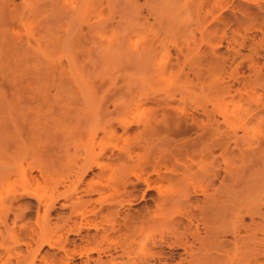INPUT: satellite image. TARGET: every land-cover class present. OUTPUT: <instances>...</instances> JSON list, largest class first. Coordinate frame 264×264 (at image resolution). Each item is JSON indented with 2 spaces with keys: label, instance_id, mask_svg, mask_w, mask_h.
Returning a JSON list of instances; mask_svg holds the SVG:
<instances>
[{
  "label": "rangeland",
  "instance_id": "374dc122",
  "mask_svg": "<svg viewBox=\"0 0 264 264\" xmlns=\"http://www.w3.org/2000/svg\"><path fill=\"white\" fill-rule=\"evenodd\" d=\"M18 1L19 0H14L15 3H17ZM74 1L75 0H69V4H71L69 5V19L62 10V8H64L62 4H60L56 10L50 7L49 5H46L41 8V10H44V11L39 17L40 22L32 24L34 29L40 32L39 33L37 31H33L35 38H38L39 40L38 44L36 45V43L33 42L32 40L30 42L31 46L27 47V49L29 50L28 51L29 52L28 61L30 62H24V63L18 62L17 63L14 61V62L3 63L2 65H0V90L1 88H3L1 86L2 84L6 86L4 88L3 93L7 91L6 90L7 85H6V79L1 76L2 73L4 77L12 73L13 74L12 76H15L19 80L20 79L23 80L26 78L24 81L20 80L22 84L24 82L30 83V81L32 80L31 86L33 89L36 88L35 90L36 94L33 95V98H29V97L26 98L27 103L28 102L29 103L32 102V103L31 105H29V103L27 105L25 104L24 108L26 109V111H24L25 114L22 119L15 117L9 111L5 110L4 107H0V166H1L0 172L4 170L5 168L6 169L10 168V166L12 167L22 166L23 168H25L29 163L34 162V161L38 162L40 165L43 164V165L49 166L50 173H49L48 180L46 181H41V178L37 177L36 171L31 172V176L36 175L35 177H37L39 180V185L33 187L35 189L33 193L41 197L42 202L46 203L48 201L47 196L50 194V190L47 185L49 182H55L58 185L57 189L59 192L65 191V190L68 191L74 187L73 185L74 174L73 173L76 171V164H80L82 161L81 160V156L83 155L82 145L90 144V141H89L90 134L92 133V131H94V128L95 130L96 129L98 130V128L94 127L97 125H94V124L99 123V122L101 123L106 119H111L112 113H114L113 114V119H114L117 117L118 113H120L121 110H123V109H118L115 112H112L110 115H108L105 118L106 113L102 111H104L103 109L105 108V105L107 106V111L112 110V104H111L112 99H115L117 103L120 102L119 104H121L124 101H126L127 103L130 100L136 101V96L138 95L142 97H144L145 95H148L151 97L153 96L155 98L161 97V98L166 99L167 97L165 95V92H167V93H171L172 95L175 94L174 98L176 99V101L174 103H171V106L178 107L179 101L177 100L182 99L183 102L187 104L186 112L193 114L194 117L197 118V120H204V117L200 113V110L199 109L197 111L194 110L198 106V104L202 105L203 103H206L207 109H211V107H217L218 105H223V103L225 102H228V101L230 102L231 98L233 97L234 100L232 99L231 102L233 103L239 102V104L242 102L241 104L243 105V108L244 107L249 108L246 110H250L253 107L248 103L249 102L248 100L250 97H251L250 99L254 97L253 98L254 100L259 99L260 101H264V88L262 87V84H263L262 80L253 75L250 76L251 70L249 69V65L251 62L250 60L247 59V56H250L253 51H256L258 54L256 56V58L258 59V61L256 59L257 65L262 66V64L264 63V0H249L248 2L244 0H217L219 2L220 9L216 8L209 14H205L204 12L209 11L211 9V4L213 0L211 3H209L211 0L209 1L208 0H179V1H175V0L173 1L172 0H146V1L136 0L135 3H134V0H102L101 5H98L97 0H76V2ZM174 4H178V5H174ZM74 8H76L75 13H71L70 9H74ZM60 11L63 13H61ZM174 11L175 13H173ZM168 12L170 14H174V16H171ZM219 14H220V17H219ZM217 15H218L220 22H217V21L215 22L213 20V17H216ZM161 20L164 22L163 26H162L163 22ZM50 21L52 22L50 23ZM221 21H223L224 23H221ZM4 23L5 22L0 18V44L2 43V41L7 42L8 40H10L9 35H10V31H12L11 30L12 25L7 24L9 25L7 26ZM163 27H165V29H163ZM41 29L43 30V32ZM67 29H69V31ZM64 31H67V33H65ZM222 31H225V36L222 41V46L217 48L216 51L218 55L220 56L222 55L223 57H226L227 60L223 67L220 66L223 69L222 71L220 70L221 68L217 64L218 66L217 70L219 72L218 73L216 72V70L215 72H213L214 69L212 70V66L210 65V62H208L209 65H207L206 61L210 59L209 46L220 41V36H221ZM5 32L9 35H7ZM14 32H17V35L19 36H23L22 30L19 29L18 26L14 28ZM142 33H144V35ZM141 34L144 37H142ZM65 35H68L69 37H66ZM58 36H61V37L57 38ZM12 38L13 36L11 37V39ZM92 38H95L96 40L94 39L93 41ZM150 38H156L158 41H160V43L164 42L163 44L168 48V53L170 56L169 59L170 61L172 60L171 61L172 68H170V71L164 76V78L162 80L151 82V83H149L150 82V79H149L150 72H148V75L143 74L146 77H144L141 73L144 70L143 68L145 64L147 65L149 61H152L149 63V65H147L148 69L152 68L154 65L156 66L163 65L164 63H166L163 58H165V60L167 61L166 59L167 57L166 55H164L163 51L161 50L160 45H158L157 43L158 41L155 42L157 43L156 45L154 44L155 46L154 50L152 48L153 51L151 53L145 54L144 56L143 55L138 56L134 54L135 44L133 45L134 41L140 42L141 40L143 41L144 39L150 40ZM3 39H5V41ZM90 40L92 42H90ZM41 41L43 42L40 43ZM241 41H243V46L238 47L237 44L240 43ZM170 46H174V48L175 46L182 48L183 52L185 49V53L186 51H188V56L185 58V60L183 57L180 56L179 58L182 61L179 59V61L181 62H179L178 64H174L175 63L174 59L177 54V51L174 50L173 47L170 48ZM237 51H239V54H236ZM200 52L203 54H201ZM153 54L155 56H153ZM203 55H204V58H203ZM148 56H149V61H148ZM195 56L199 58H196ZM48 59L49 61H51L50 62L51 64L49 63ZM36 60H38L39 63ZM185 62L186 63L188 62V64H186ZM190 63H192V66L190 65ZM238 63L240 65L238 66V69H237V71L239 72V75L237 77H239V79L242 77L247 78L248 81L246 83L247 85L246 88L242 87V85L239 82L233 81L232 79H229L227 77L230 71L229 69H232ZM39 64L40 65L42 64L43 66L41 67ZM50 65L52 66V68ZM9 66H11L12 68ZM147 67L145 66V71H144L145 73L147 72V69H146ZM177 67H179V70L181 69L180 74L179 72H177L179 71ZM40 68L41 69L43 68V70H41ZM46 69L48 72H46ZM197 70L201 72L199 76V80L192 78L193 76L191 75L193 71H197ZM224 70H226L227 72ZM25 71L27 72L25 73ZM43 71H45L46 73L43 74L42 73ZM148 71H150V69ZM182 71L185 73H182ZM37 72H39L40 74ZM225 72L226 74H224ZM262 73H264V69L262 70ZM185 74H187L188 77H186ZM221 75H223L225 78L222 77ZM249 76L250 78L248 79ZM29 78H31V80L27 81V79ZM47 78L49 79V81ZM145 78H146V81H149V82L143 81L145 80ZM242 80L243 79H241V81ZM7 81H9V79ZM144 82L147 85L149 84L148 86L150 90L148 88H145L147 85ZM51 85H61L63 87H58L57 89V88H51L50 87ZM76 85L80 87V91ZM102 85L104 89L103 87H101ZM139 85L143 86L144 91L140 89L138 90L137 87H139ZM41 86L43 87V89L41 88ZM224 86L227 88L229 87V89H227L229 90L228 94H225V91L223 88ZM64 87H66V89H64ZM90 87H95L94 89L95 92L92 94H88L89 93L88 90ZM73 88H75L76 90ZM106 89H108L110 92L109 91L106 92ZM234 89L235 90L239 89L240 92H237ZM3 93L1 92V94ZM39 93H41L40 94L41 98L38 99L39 101L38 102L37 98H39ZM82 94L85 97L86 101L84 100L83 96L81 97ZM30 95L32 94L30 93ZM47 95H49V97ZM116 95L118 96L114 98L113 96H116ZM180 95H183L182 96L183 98ZM34 97L36 98L35 102L38 105H40V107H38L36 104L33 103ZM28 99H31V100L28 101ZM46 99L47 101L49 99V101L47 102ZM21 100H23V98ZM106 100H109V101H106ZM24 103L21 104V107H23ZM86 105H88L89 107ZM154 106H155L154 104L148 103V104H145V106L144 105L142 106V110H149ZM31 107H37L36 108L37 109V123H36L37 125H35V128H37L36 132L38 133H37L36 140L33 142V141H29L25 139L23 141L24 144L21 147V153L12 154L9 152H5L4 154L3 149L7 145V142L4 140L5 135L3 134L4 126L12 127V125L15 123L14 121L19 119V121L18 120L16 121V124L21 125L24 128L23 131H25L26 123H27V127L28 125H30V120L28 117H30V119L33 117L30 114L31 112L28 110ZM229 108L230 109L232 108L231 105H229ZM95 109H99V113L95 114L91 112V111H94ZM51 112L52 113L55 112V113L52 115H47L49 113L51 114ZM261 114L263 115L264 112H261ZM26 115L28 116L26 117ZM84 115H85L84 119H86L85 121L82 120ZM27 118L29 120V124H28V121L26 120ZM95 118L97 119L96 123H94ZM215 118L218 120H221L220 116L215 115ZM6 120L8 122H6ZM81 120L82 122H84V126L81 125ZM45 126H47L46 131L48 130L46 134L43 131L45 130ZM221 127L223 128L222 125ZM27 129L28 128H26V131H28ZM257 129L258 128L255 123L249 124L248 126L247 137L248 138L250 137L249 139H252L253 141V143L251 144V149L253 148L252 150L249 147L250 145L249 146L247 145L248 144L247 142L246 144L245 142L243 143V141H245L244 140L245 136L243 132L238 130V132L236 133L237 137L240 136L239 138L243 140L242 143L244 145L242 146V143L240 144V147L243 148V149L241 148L239 149L240 152L238 151V149L233 148V152L229 154V157H227V160L225 159L227 162H229L227 164H229V167H230L229 171L231 172L228 175L226 174L224 175L223 170H222L224 166L223 164L225 163V161H223L219 157V153L221 152L220 149H215V151H213V154H214L213 156L215 157L217 156L216 159L217 158L220 159V160L217 159L218 161H216L215 163L211 161L213 159L211 155L206 156L205 158L204 157L202 158L200 155H197V154L196 155L198 156V158L197 156L195 157L193 156L191 161L189 160L187 161L184 159L181 162L183 164H187L188 162L193 163V165L190 163L187 164L188 166L189 165L192 166V167L189 166L187 170H185L184 168L182 169H184L185 171H188L193 176H195V178L193 177V179L196 183L200 181L199 178H201L202 180L204 179V181L201 180L200 182H206L208 181V178H210V181L212 183H210L208 188H206L207 196L208 195L211 196L213 194L216 195L215 201L216 200L217 201L215 205L214 204L213 205L218 206L217 204H219V206L225 207V208H221L222 211L227 209L226 210L227 211L226 220L231 219V222L234 221L235 216H233V213H236L237 212L236 210H240L239 211L240 215L238 212L237 216L239 217L243 216L242 217L243 224L245 225L251 224V227L254 228L259 223L260 225L258 226L260 227L263 226V227L260 228L257 226V228H260L261 230V229H264V206H262L264 205V201H263L264 198H260V200H255L254 198L257 199L256 196L263 197V194L262 195L260 194L261 187H257V185L260 186L259 181L261 180L260 177H261L262 171L264 170V169L263 170L261 169L262 167L264 168V153L263 152L261 153V151L264 150V145H261L260 147H258L256 141H254L255 138H253V135L255 134L257 135L256 133ZM117 133L120 135L121 130L117 129ZM261 133L262 135L260 134L259 136L264 135V130L261 131ZM182 135L184 136L185 133L183 134L180 133L177 135L178 140L176 138L177 136L175 137L176 143L175 142L172 143V144L175 143V147L173 148L170 147L171 148L170 149L169 148L170 144H169L167 145L168 147L164 146V150L166 149L175 150V148L178 149V145L183 144L188 139H191V137L193 138L194 135L196 136L195 133H186L185 137H183ZM125 137L126 135H122L121 140ZM31 142H33L32 143L33 146ZM49 142H51L52 144ZM92 143H99L98 148L96 147L97 149H100V148L103 149L104 147L106 151V155L108 154L110 155V152L117 153L116 151L117 147L120 148L122 146L120 139L119 141L118 139H108L107 140V138L105 137L103 138L102 134L99 131L97 133V136L95 137V140ZM172 144L171 146H173ZM114 145L115 147L113 148ZM241 150H242V153H241ZM74 151H76L77 155L75 154L73 156L74 160L72 161L71 156L74 154ZM142 152L143 150L136 149L134 154L141 155ZM243 153L244 155L242 157ZM180 156L181 155L178 156V159L182 158ZM207 158H210L211 160ZM209 161L211 163L210 166L208 165ZM4 162L7 163V166H3ZM123 162L124 160L122 161V163ZM113 163H114L113 165L112 164L109 165V170L108 172H106L107 173L106 175L108 176L109 175L113 176L114 173H117L116 169H119L117 168L118 165L122 164L121 162H113ZM198 163L199 164L203 163L205 165V168L208 167L209 169H211L210 167H212L213 170L217 169V171L220 167L222 168L219 169V174L217 173L216 177L213 178L211 172H209L210 173L209 175V173H204L201 169H199L201 166H203V164L199 166ZM217 163L219 166L215 167ZM167 166L169 167V164ZM195 166L197 167L195 168ZM193 168L194 170L196 169L195 170L196 172L198 169L199 172H197L196 174ZM182 169L180 168V171H178L179 169H177L178 172L177 171L175 172L177 174L181 172L178 176L179 179L184 178L183 176H186L187 174L189 175V173L187 172H185L184 174L182 172L184 170ZM110 170H113V171L109 172ZM159 171H160V174L162 172L164 174L166 173L167 176L169 174L165 172L163 168H160ZM98 172L100 171H98L97 169H93L88 175H86L83 178V181H82L83 183L81 185L78 184V190L75 192L76 194L75 193L72 194V196L68 199H58L57 202L54 203L53 208L49 211L50 219L47 218V221L49 219L47 223L49 224L51 228L53 226L62 224L64 222V219L67 220L68 216L70 220H68L67 223L72 225V222L78 221L80 216L70 215V212H71L70 207L72 204L71 202H75L77 200V197H79L80 201L85 203V208L83 211V212L86 211L85 219L95 220V222L93 220L92 221L95 223V225H97V231L95 229H88V230L83 229V231H81V235H84L86 233L91 236L93 234V236H95L94 241L85 243L78 238L79 236L69 235L68 239L70 240L69 241L70 243H67L65 245V249H68L69 252L74 248L76 251H78V250H81V249L83 250L89 247H95L96 249L99 250V253H98L99 255L96 253L89 254L90 259L100 258V260L104 261L105 264H126L127 262L129 263L130 259H133L134 257L137 259H139V257L146 258L145 257L146 254L144 256L142 254L143 251H145L146 253L148 252L147 258L150 263L157 264L158 263L157 261H161V262L165 261L166 264H182V263L185 264L186 262L182 261V259L183 258L187 259L188 258L187 254H185L184 250L181 247H177L178 243L176 242L177 240L179 242V238L181 239V235H182L181 242H185L186 240V244L189 245L187 248V251L190 250V251L195 252L196 253L195 256L199 260H200V257H202L203 259L201 258L202 259L201 261H205L202 263L212 264L213 262V264H216L213 261L215 257L217 258L218 256L219 258V256L221 255L222 256L220 258L225 257L226 254L225 252H223L224 254L223 256V254L221 253L222 252L221 248L213 247L212 249H210L211 252H208V255L210 254V256L213 258L210 260L211 257L209 258V256H205L206 258H209V261H208L206 258H204V256H200L202 255V253L200 254V252H197L199 251L198 249L199 245L197 241H195L189 235V233L185 234V237L181 233L185 231L184 226H186L188 222L187 221L185 222V219L180 214L181 213L184 214V213H187L188 211H191L192 213H194V216L196 217V219H199V215H197L199 212L197 211V209L192 208V206L193 204L198 205V206H200V204L202 205L204 197L202 195L201 196L200 195H195V196L190 195V199H191L190 201L192 202V204L190 202L191 205H188V207L187 206L181 207L180 203L181 201H183V196L177 197L175 194V191L177 190L178 192L179 190L183 189V186L178 184L176 179H172L171 182L170 181L168 182V180L167 181L163 180L162 183H158V182L151 183L152 185L156 186L158 190L162 193L161 196H165L166 198H168V195L171 197V195L174 194L177 198L175 197L174 203L167 202V205H165L162 208V211H158V213L156 214V219H158L160 223H157L156 225L153 223V221H149V223L148 222L144 223V225L140 224V225L146 226V228L142 226V228L145 229V234L143 235L137 234L139 233L138 231L140 230V229H137L138 231L136 230L133 240L128 243L129 245L131 244L129 254L128 255L122 254L120 246L126 245V244L122 245L124 244L123 242H125V239L124 238L122 239V237H125V236L118 237V235L126 231L124 224L126 225L127 221L125 222V220L122 221L121 219L123 218L124 215H127V217L129 218L130 216H132L131 218H133L137 216L136 214L139 211L141 214L143 212L142 215L150 218V215L153 216L154 211L156 210L155 201L158 200L160 195L156 193L155 190L144 191V197L143 199H141L140 196L143 190H145L144 188L145 185L140 182L136 183L135 184L136 186L133 190V196L134 197L136 196L137 198L136 203L134 202L132 205L123 203V207H122L123 209L121 207L117 208V206L112 205L113 207L111 206V209L113 210L119 209V215L118 217L111 219L110 222L107 224L105 221V218L101 217L100 215H106L104 214V211H105L104 209L107 208L108 206L106 204L104 205L101 204L102 214L99 215L98 208L100 206V203L99 201H97L98 195L94 192H90V190L87 192V190L85 189L86 182L87 181L89 182L90 180L95 181L97 178L94 175L97 174ZM231 174L234 175V177L232 176L230 177ZM198 175L199 176L201 175V176L199 177ZM151 177L154 179L156 178L154 174ZM231 179H232V182H231ZM128 181L135 182L134 178L131 176L128 177ZM252 181L253 183L254 182H257V183L252 184L251 183ZM96 186L94 188L92 187L91 190L100 189L99 188L100 186H98V188ZM8 188L9 187L0 188V199L7 198V196L10 193L11 194L13 193L12 191H10V188L9 189ZM120 188L121 187L118 188L119 190L117 189L118 190L117 192H124L123 191L124 189L123 188L120 189ZM131 188L132 186H127L125 191L127 192ZM255 188H257V190ZM258 188L260 190H258ZM13 189L20 190L17 182L14 183ZM254 190H256L257 192H255ZM250 192H253V193H250ZM182 193H179V194H182ZM256 193L258 195L254 197V194ZM112 195L114 198L117 197V195L114 194L112 190H106L102 194V200H105ZM248 195L250 197H254L253 198L254 200L252 198L251 199L255 201L256 203H254L250 198H248L249 197ZM84 200H87V201L90 200V201L87 202ZM245 200H247L249 203L248 202L245 203L244 202ZM250 200L252 201L251 203H250ZM26 204L32 205L31 210L26 212L22 209H18L20 208V206H23V205L25 206ZM61 204L62 206H60ZM237 204L240 206L245 205L244 206L245 208H243V206L240 207ZM249 205H250V208H249ZM246 206L247 208L250 209V210L247 209V213L246 211H244L246 210ZM92 209L95 211V215L91 214V211H93ZM215 209L216 207H214V210ZM221 209H217L215 211H218V210L221 211ZM230 209H233L236 212H232L233 210L231 211ZM248 210L251 211V213H249ZM242 211L245 213L244 215ZM22 212H24V215L21 217H17L15 219V216H19ZM41 213H42V208L36 209V201L33 199H27V198L21 197L17 201L13 202L12 211L11 212L9 211L8 217L6 219L7 230H4V228L0 226L1 234L3 237L5 236L3 238L4 241H2L1 243L2 246H0V264H52L50 260H47L45 262V259H48L50 257L59 259L60 256L61 257L63 256L62 251L58 250L57 248L55 249L49 248L46 245L41 246L40 248H38V251H37V249H35V245L33 242L30 243V246L28 247H26L25 245H19L17 246L18 247L17 248L15 246L13 242L14 239L12 240L11 234L12 235L17 234V233L19 235H22V233L24 234V231L22 229V226L24 224H27L29 227L36 229L37 228L36 224H41V220L40 218L37 217V214H39L38 216H40ZM140 213H138V216L141 215ZM230 213H232V215ZM252 215H253L252 217L253 219H251L250 217ZM36 219H38V221ZM168 219L174 220L172 224L171 223L168 224ZM126 220L129 221V219L127 218ZM251 221L254 223V225L256 223L257 224L255 226L254 225L252 226ZM113 222H115L116 227L118 228L121 227L120 232L117 231L112 234V232L108 230L110 229L109 228L110 224H112ZM196 223L197 222H193L190 225L191 226L189 230L190 232L194 231L193 225H195ZM199 223L201 222L198 221V227H197V229L199 230L198 231L200 235L199 237L203 238L202 236L203 235L205 236V234H207L206 228L204 229L203 225L202 224L200 225ZM118 225L119 226L121 225V226L119 227ZM137 225L139 226V223H136V227H138ZM11 227L14 230V232L11 234H7V231L11 230ZM101 227L106 229L107 234H110V241H111L110 243L109 241L107 243L106 241L99 240L100 238L99 236L101 234H102L101 236L104 235V232H102L103 230L101 229ZM171 231H174V234H171L170 233ZM258 232L259 231L256 232L257 233L255 235L256 238L260 239L261 236L262 238H264V236L262 235V232H259V233ZM173 235H177L176 238H174L175 236ZM239 235L243 236L246 234L244 231H240ZM126 237L128 240L132 238V236H126ZM207 237L208 236H205V238ZM231 237H233L231 234H228V235L218 234L216 236V240L219 242L220 240H222L221 242H223V245L226 246L223 248L224 251L231 248V245H230L231 244L230 241H232ZM160 238L161 240H159V244H157L158 242H156V245H153L154 244L153 242L158 241L157 239H160ZM72 240H74L75 242H73ZM211 240H213V237L210 236L207 239V241H211ZM115 241L118 243L115 244ZM78 245H80V247ZM13 247H14V251H12ZM148 247L149 249L147 250ZM112 248L114 249L112 250ZM7 249H9L8 251L10 252H7L6 251ZM214 249H217V250L214 251ZM15 252H17L16 255H15ZM171 254H172V258H171ZM150 255H153L152 259L148 257ZM157 255H159L158 258H157ZM161 256L162 258L159 259V257ZM85 259H86L85 256L81 258L75 256L72 259H69L68 264H84L83 261H85ZM262 261L263 260L259 259L257 263H252V264H261ZM89 263L92 264L91 261Z\"/></svg>",
  "mask_w": 264,
  "mask_h": 264
},
{
  "label": "bare ground",
  "instance_id": "6f19581e",
  "mask_svg": "<svg viewBox=\"0 0 264 264\" xmlns=\"http://www.w3.org/2000/svg\"><path fill=\"white\" fill-rule=\"evenodd\" d=\"M175 1H179V0H175ZM175 1H174V3H175ZM244 1L248 2L249 0H244ZM74 2H76V0ZM97 2H98V5L102 4V0H97ZM135 2H136V0H134V3ZM211 2H212V0L209 3H211ZM60 4H62L64 6V8H62V10L67 15V17L69 19V5H71V4H69V0H19L17 3H15L14 0H0V18L5 22L4 23L5 25H7V24H9V25L11 24L12 25V27H11L12 31H10V35L5 32L7 35L10 36V40H8L7 42H3L2 41V43L0 44V56H1L0 65H2L3 63L14 62V61L17 62V63L18 62H23V63L24 62H30V61H28V54H29L28 51L29 50L27 49V47L31 46L30 42L32 40H33V42L36 43V45L38 44V41H39L38 38H35L34 33H33V31H37V32H39V31L35 30L34 27L32 26V24L40 22L39 17L41 16L42 12L44 11V10H41L42 7H44L46 5H49L50 7H52L53 9L56 10ZM174 5H178V4H174ZM216 8L220 9L219 8V2L217 0H213V2L211 4V9L209 11H205L204 13L205 14H209ZM138 10H139V8H138ZM70 11H71V13H75L76 8L70 9ZM63 12H61V13H63ZM173 13H175V11ZM65 14H63V15H65ZM164 14H166V13H164ZM170 15L174 16V14H170ZM175 17H176V15H175ZM219 17H220V14H219ZM49 20H48V22H49ZM164 20H165V18H164ZM213 20L215 22L216 21L220 22L219 18H218V15L216 17H213ZM48 22H47V24H48ZM51 22L52 21H50V23ZM168 23H170V22H168ZM168 23H166V24H168ZM221 23H224V22L221 21ZM9 25H7V26H9ZM163 25H164V22H163L162 26ZM225 25H226V23H225ZM17 26H18L19 29L22 30L23 36H19V35H17V32H14V28H16ZM166 27H168V26H166ZM163 29H165V27H163ZM67 30L69 31V29H67ZM11 32H12V34H11ZM42 32H43V30H42ZM64 32L67 33V31H64ZM142 34L144 35V33H142ZM142 34H141V36L144 37ZM11 35L13 36L12 39H11V37H12ZM68 35H65V36L69 37ZM224 36H225V31H222L221 32V36H220V41L215 43V44H213V45H211V46H209L210 52L209 51L208 52L210 53L209 54L210 59H208V61H206V60L205 61L207 62V65H209L208 62H210V65L212 66V70L214 69L213 72H215V70H216V72H218V70H217L218 66L219 67L220 66L223 67L225 65L226 60H227L226 57H223L222 55L221 56L218 55V53L216 51L217 48L222 46V41L224 39ZM59 37H61V36H58L57 38H59ZM94 39L95 38H92L93 41H94ZM3 40L5 41V39H3ZM141 41L140 42L134 41V43L132 42L133 45L135 44V46H134V54H136L138 56L139 55L140 56H142V55L144 56L147 53H151L154 50V47H155L154 44L156 45L158 43V45H160V48L163 51L164 55H166V57H167L166 58L167 61L165 60V58H163L166 63H164L163 65H157V66L154 65L152 68H149L150 71H148L149 69H148L147 65H149L150 62H152V61H149V56H148V61L149 62H148L147 65L145 64V66L147 67L146 68L147 72L146 73L144 72L145 71V66H144V68H143L144 70L141 73H142V75L143 74L144 75H148V72H150V74H149L150 82L146 81V78L143 81L151 83V82H156V81L162 80L164 78V76L170 71V68H172V63H171L172 60L170 61V59H169L170 56H169V53H168V48L163 44L164 42L160 43V41H158L156 38H150V40H145L144 39L142 42ZM42 42L43 41H41L40 43H42ZM90 42H92V41L90 40ZM155 42H157V43H155ZM67 43H69V42H67ZM237 46L238 47L243 46V41L238 43ZM171 47L174 48V46H170V48ZM152 48H153V50H152ZM95 49H96V47H95ZM174 50L177 51V54H176L175 59H174L175 60L174 64H178L179 62L182 61L179 58L180 56L183 57L184 60L188 56V51H186V53H185V49H184V52H183L182 48H179V47L175 46ZM201 54H203V53H201ZM236 54H239V51H237ZM131 55H132V53H131ZM204 55H203V58H204ZM206 55H207V53H206ZM257 55H258L257 52L253 51L250 56H247V59L250 60V62H251L250 65H249V69L251 70L250 71V73H251L250 76L253 75V76L261 79L262 83H263L262 87L264 88V73H262V70L264 69V63L262 64V66L257 65V61H258V59L256 58ZM153 56H155V55L153 54ZM195 57L199 58L200 55H199V57H197V56H195ZM201 57H202V55H201ZM207 57H208V55H207ZM205 58H206V56H205ZM179 59L181 61H179ZM256 59H257V61H256ZM38 60H40V59H38ZM38 60H36V61H38ZM192 60H193V58H192ZM48 61H49V59H48ZM50 62L51 61H49V63ZM38 63H39V61H38ZM186 64H188V62ZM217 64H218V66H217ZM9 65H10V63H9ZM190 65L192 66V63H190ZM239 65L240 64L238 63L232 69H229L230 71L228 70L229 73H228L227 77L229 79H232L233 81L239 82L242 85V87L246 88V86H247L246 83L248 81L247 78L242 77V78L239 79V77H237L239 75V72L237 71ZM40 66L42 67L43 65L41 64ZM213 66H214V68H213ZM9 67H11V66H9ZM37 67H36V69H37ZM179 67H181V66H179ZM179 67H177L178 70H179ZM222 67H220L221 69L219 68L221 71L223 70ZM11 68H9V69H11ZM51 68H52V66H51ZM193 68H194V66H193ZM47 69H48V67H47ZM47 69H46V72H48ZM195 69H197V68H195ZM41 70H43V68ZM180 70L177 71V69H176V71L179 72V74L181 72ZM183 71H182V73H185ZM224 71H226V70H224ZM26 72L27 71H25V73ZM46 72L43 71L42 73L44 74ZM186 72H187V70H186ZM189 72H190V70H189ZM226 72L224 74H226ZM37 73H39V72H37ZM200 73L201 72L199 70L193 71L191 73V75L193 76L192 78H195L196 80H199ZM12 75H13L12 73L6 75L5 77H4L3 73L1 75L3 78L6 79V85H7L6 90L7 91L5 93H3L4 92V88L6 86L4 84H2L1 86L3 88H1V90H0V107H4L5 110L9 111L15 117H17L19 119L20 118L22 119L24 117V114H25L24 111H26L24 106H25V104L27 105L29 103V102L27 103L26 98L27 97L33 98V95L36 94V92H35L36 88H34V89L32 88V86H31L32 85L31 78L27 79V81L31 80L30 83H28V82L25 83L24 82L25 84L24 83L22 84L20 82V80L24 81L26 78L23 79V80L22 79L19 80L15 76H12ZM27 76H28V74H27ZM185 76L188 77L187 74H185ZM221 76L224 77L223 75H221ZM250 76L248 77V79L250 78ZM144 77H146V76H144ZM174 77H175V75H174ZM8 79H9V81H7ZM241 79H243V80L241 81ZM39 81H41V80H39ZM48 81H49V79H48ZM232 83H231V85H232ZM147 86L145 88H148L150 90L149 86L148 87ZM182 86H183V84H182ZM228 86H229V84H228ZM50 87L58 89V87H63V86H61V85H51ZM101 87H103V85ZM41 88L43 89L42 86H41ZM77 88H79V91H80V87L77 86ZM137 88H138V90L140 89V90L144 91V88H143L142 85H139V87H137ZM223 88H224L225 94H228L229 90H227V89H229V87L227 88V87L224 86ZM64 89H66V87H64ZM73 89H75V88H73ZM94 89H95V87H90L89 90H88L89 91L88 94L94 93L95 92ZM103 89H104V87H103ZM109 90H110V88H109ZM109 90L106 89V92H108ZM235 91L240 92L239 89H237ZM1 92L3 94H1ZM30 93L32 95H30ZM40 94L41 93H39V98H37V101H38V99L41 98ZM74 94H76V93H74ZM78 94H79V92H78ZM237 94H239V93H237ZM118 95L113 96V97L115 98ZM165 95L167 97L166 99L165 98H161V97L160 98H155L153 96L151 97V96H148V95H145L144 97L138 95V96H136V101L130 100V101H128V103L126 101H124L121 104H119L120 102L117 103V101L115 99H112V101H111L112 110L111 111H107V106L104 104L105 108L103 107L104 111H102V112L106 113L105 118L108 115H110L112 112H115L118 109H123V110H121V112L118 113L117 117L114 118V119H113V114L114 113L111 114V116H112L111 119H106V120H104L101 123L100 122L96 123L97 119L96 118L94 119V123H96L94 125H97V126H94V127L98 128V130L97 129L95 130V128H94V131H92V133L90 134V136H89L90 144L82 145V149H83V155L81 156V160L82 161H81L80 164H76V171L73 173L74 174V179H73L74 187L71 190H68V191L65 190V191L59 192L58 189H57L58 185L55 182H49L47 186H48V188L50 190V194L47 196L48 201L46 203L42 202L41 197H39V196H37V195H35L33 193L34 190H35L33 187L39 185L38 178H41V181L48 180L49 173H50L49 166L43 165V164L40 165L38 162L34 161V162L29 163L25 168H23L22 166H20V167H16V166L12 167V166H10V168H7V169L5 168L4 170H2L0 172V188L9 187L10 191L13 192L12 194L10 193L7 196V198L0 199V226H2L4 228V230H7L6 219L8 217L9 211L10 212L12 211V204H13L14 201H17L21 197L22 198L24 197V198H27V199H33V200L36 201V209L42 208V213L40 214V216H38L39 214H37V217L40 218V220H41V224H36V226H37L36 229H34L32 227H29L27 224H24L22 226L24 234L22 233V235H19L18 233L12 235L11 233L14 232L12 227H11V230L7 231V234H11L12 240L14 239L13 242H14L16 247L19 246V245H25L26 247H28V246H30V243L33 242L34 245H35V249H37V251H38V248H40L43 245H46L49 248H54V249L57 248L58 250L63 252V256L62 257L61 256H60V258L58 257L59 259L54 258V257H50L48 259H45V262L47 260H50V262L52 264H68L69 259H72L75 256H77L79 258L85 256L86 259H85V261H83L84 264H90L89 263L90 261L92 262V264H105V262L101 261L100 258H91L90 259V257H89L90 255L89 254H92V253L93 254L94 253L98 254L99 253V250L96 249L95 247H89V248H86V249H83V250L81 249V250H78V251H76L75 248H74L70 252H69L68 249H65V245L67 243H70L69 242L70 240L68 239L69 235L79 236L78 238L81 241L85 242V243H89L91 241H94V239H95L94 238L95 236H93V234L91 236L89 234H86V233H85L86 235L85 234L81 235V231H83V229H86V230L95 229L97 231V225H95V223H94L95 220L92 219L94 221L93 222L92 220L85 219V216H86L85 212L86 211L83 212L84 208H85V203L80 201L79 197H77V200L75 202H71L72 204H71V207H70L71 208L70 215H73V216L74 215L75 216L79 215L80 216L78 221H74V222H72V225H70L69 223H67L68 220H70V218L68 216L67 220L64 219V222L62 224L57 225V226H53L52 228L47 223L49 221V219H50L49 218V211L53 208L54 203L57 202L58 199H68V198H70L72 196V194H74L78 190V184L81 185L83 183L82 182L83 178L86 175H88L93 169H97L98 171H100V172H98L97 174L94 175V176H96L97 179L95 181H92V180H90L89 182L87 181L86 184H85V186H86L85 189L87 190V192L90 190V192H94V193H96L98 195L97 201H99V203H100V206L98 208L99 215L102 214V205L101 204H103V205L106 204L108 206L107 208L104 209L105 210L104 214H106V215H100L101 217L105 218V221H106L107 224L110 222L111 219L116 218L119 215V209H114V210L111 209L112 205L117 206V208L118 207L122 208L123 207V203H126L128 205H132L134 202L136 203V199L137 198H136V196L135 197L133 196V190H134V188L136 186L135 185L136 183L140 182V183L145 185V187H144L145 190H143V192L141 191L142 192V194L140 196L141 199H143V197H144V191L155 190L156 193H158L160 195L158 200L155 201V199H154L155 204H156V210L154 211L153 216L150 215V218L147 217V216L142 215L143 212L141 214L140 211L137 212V214H136L137 216H135L133 218H131L132 216H130V218H129V217H127V215H124L122 219L119 218L122 221L123 220H125V222L127 221L126 225L124 224L126 231H124L123 233H120L118 235V237L119 236H121V237L125 236V237H122V239L123 238L125 239V242H123L124 244H122V243L121 244L122 245L126 244V245L125 246H120L122 254H124V255H128L129 254L130 245L131 244L129 245L128 243L133 240V237L135 236V233H136L137 229H140L139 231L137 230L139 232L137 234H140V235L141 234L142 235L145 234V229L142 228L144 223H147V222L149 223V221H153V223L156 224V225H157V223H160L159 220L156 219V214L158 213V211H162V208L165 205H167V202L174 203V199H175L176 196L177 197L183 196V201H181L180 206L181 207L182 206L183 207L184 206L188 207V205L192 204V202L190 201L191 200L190 199V195H194V196L195 195H200V196L202 195L204 197L202 205L199 203L200 206L195 205V204H193V206H192V208L197 209V211L199 212L197 214V215H199V219H196V217L194 216V213H192L191 211H188L187 213H184V214L183 213L180 214L185 219V222L186 221L188 222L186 226H184V224H183L184 229H185V231H183V232H185V233H183V232H181V233L184 235V237H185V234L189 233V235L195 241H197V243L199 245V248H198L199 251H197V252H200V254L202 253V255H200V256H204V258H206L205 256H209V258H210L211 257L210 254L208 255V252H211L210 249H212L213 247L214 248L219 247L222 250L221 253L223 254V252H225L226 255H225L224 258H220L222 255L219 256V258H218V256H217V258L215 257V259H213V261L216 264H218V263L219 264H252V263H257V261L259 259L263 260L261 264H264V238H262V236H261V238L258 239L255 236L257 234L256 233L257 231L262 232V235L264 236V229L260 230V228L263 227V226H261V227L258 226V225H260L258 223L257 226L260 227V228H257V226L252 228L251 224H248V225L243 224V220H242L243 216H241V217L237 216V214H238V212L240 210H236V208H235V210L237 212L234 211L233 209H230L231 211L233 210L232 212H236V213H233V216H235L234 217V221L231 222V219L226 220V218H227V211L226 210L227 209L222 211L221 208H225V207L219 206V204H217L219 207L218 206H214L216 201H217V200L215 201L216 195L213 194L211 196H209V195L207 196L206 188H208L210 183H212L210 181V178H208V181H206V182H200L202 179L199 178L200 181L198 183H196L194 181V179H193V177L195 178V176H193L188 171H185L190 166V165L189 166L187 165L190 162H188L187 164H183L181 162L184 159L187 160V161L188 160L191 161L193 156L195 157L197 155H200L202 158L203 157L205 158L206 156H210L211 155V157L213 159L212 160L210 158H207V159H209V160H211V161H213L215 163L216 161H218L217 159H219V158L216 159L217 156L216 157L213 156L214 155L213 151H215V149H220L221 152L219 153V157L223 161H225V163L223 164L224 165L223 168L222 167H220V168H222L224 175L225 174L228 175L229 173H231L229 171V168H230L229 164H227L229 162H227L226 160H227V157H229V154H231V152H233V148L238 149V151L241 148L240 144L242 143L243 140L239 138L240 136L237 137L236 133L238 132V130L242 131L244 136H245V138H244L245 141H243V143L245 142V144H246V142H247L248 143L247 145L248 146L250 145L249 147L251 149V144L253 143V141H252V139H249L250 137L249 138L247 137V135H248L247 134L248 133V126H249V124H254L255 123L258 129L256 130L257 135L256 134L253 135V138H255L254 141H256L258 147H260L261 145H264V135L263 136H259L260 134L262 135L261 131L264 130V114L263 115L261 114V112H264V101H260L259 99L258 100L257 99L254 100L253 99L254 97L252 98L253 99L252 100V99H250L251 98L250 97L249 100H248L249 102L247 101L251 106H253L252 108L250 107L251 108L250 110H246V109H249V108H245V107L243 108V105L241 104L242 103L241 101H240L241 102L240 104H239V102L238 103L231 102V100L233 99L232 96H231L232 98H231L230 102L229 101L225 102V103H223V105H218L217 107H211V109H207V104L206 103H203L202 105L198 104V106L194 110L197 111L199 109L200 113L204 117V120H197V118H195L193 114L186 112L187 104L184 103L182 99L177 100V101H179L178 102L179 103L178 107H173V106H171V103H174L176 101V99L174 98L175 94L172 95L171 93L165 92ZM47 96L49 97V95H47ZM82 96H83V94L81 95V97ZM180 96L182 97L183 95H180ZM22 98H23V100H21ZM35 99L36 98L34 97V102L33 103L36 104L38 107H40V105H38L35 102ZM25 100H26V102H25ZM30 100L31 99H28V101H30ZM51 100H50V102H51ZM84 100H85V97H84ZM46 101H47V99H46ZM48 101H49V99H48ZM106 101H109V100H106ZM23 103H24V105H23V107H21V104H23ZM31 103H29V105H31ZM148 103H152L155 106L152 107L149 110H142V106L143 105L145 106V104H148ZM229 105H231L232 111L229 108ZM86 106H88V105H86ZM36 108L37 107H31V108L28 109L31 112L30 113L31 116H33V117L31 119H30V117H28L29 120H30V125H28V127H27V123H26V127L24 125L25 131H23L24 128L21 125L16 124V121L17 120L19 121V119L14 121L15 123L12 125V127H6V126L2 125V126H4V130H3V134L5 135L4 140L7 142L6 147L3 149L4 150V154H5V152H9V153H12V154L21 153V147L23 146V144H24L23 141L25 139L29 140V141H33V142L36 140L37 133H38V132H36L37 128H35V125H37L36 124L37 123V109ZM99 108H100V106H99ZM91 112L97 114V113H99V109H95L94 111H91ZM54 113L51 112V114L49 113L47 115H52ZM30 114H29V116H30ZM71 114H73V113H71ZM215 115L220 116L221 120L216 119L217 117L215 118ZM27 116L28 115H26V117ZM28 118L26 120L28 121V124H29ZM84 118H85V115L83 116V119H82V120L85 121L86 119H84ZM13 120H14V118H13ZM82 120H81V125L84 126V122H82ZM6 122H8V121L6 120ZM6 122H5V124H6ZM72 122H74V121H72ZM221 125L223 126V128L221 127ZM46 127L47 126H45V130H43L45 132V134L48 131V130L46 131ZM26 128H28L27 129L28 131H26ZM117 129L121 130V134L120 135L117 133ZM98 131L102 134L103 138L105 137V138H107V140L108 139H118V141H119V139H120L122 146L120 148L117 147V149H116L117 153H114V152L111 153L110 152V155L109 154L106 155V151H105L104 147H103V149L102 148L97 149L98 146H99V143H92V142L95 140V137L97 136ZM180 133H182V134L185 133L184 136L182 135L183 137L186 136V133H195L196 136L194 135L193 138L191 137V139H188L183 144L178 145V149L175 148V150H167V149L164 150V146H167L169 144H170L169 148L170 147H172V148L175 147V143H176L175 139L177 138V140H178V136L177 135L180 134ZM122 135H126V137L121 140V136ZM187 135H189V134H187ZM183 137H181V138H183ZM241 138H242V136H241ZM33 142H31V144ZM173 142H175V143L172 144ZM49 143H51V142H49ZM243 143H242V146L244 145ZM171 144L173 146H171ZM32 146H33V144H32ZM114 147H115V145L113 146V148ZM136 149L143 150L142 154L141 155L134 154ZM241 149H243V148H241ZM262 152L264 153V150H262L261 153ZM241 153H242V150H241ZM75 154H76V151H74V154L71 156L72 161L74 160L73 156ZM179 155H181L180 157H182V158L179 157L180 159H178ZM243 155H244V153L242 154V157H243ZM197 158H198V156H197ZM261 158H262V156H261ZM122 159L124 160L123 163H122V161H123ZM113 162H121L122 164L118 165L117 168H119V169H116L117 173H114L113 176H110V175L108 176V175H106L107 174L106 172H108V170H109V165H111V164L113 165L114 164ZM205 162H204V164H205ZM167 163L169 164V167L167 166L168 165ZM218 163H217V165H215V167L219 166ZM190 164L193 165V163H190ZM202 164H199V166L202 165ZM204 164H203V166H201L199 168L204 173L211 172L213 178L216 177L217 173L219 174V169L220 168L217 171V169L213 170L212 167H210L211 169H209L208 167L205 168ZM262 164H261V166H262ZM208 165L209 166L211 165L210 161H209ZM3 166H7V163L4 162ZM179 167L181 169L184 168L185 170L182 169V170H184L182 172L184 174H185V172H187V173H189V175L186 173L187 175L183 176L184 178L179 179L178 176H179V174L181 172H179L178 174L175 173L177 171V169H179L178 171H180ZM190 167H192V166H190ZM196 167L197 166H195V168ZM0 168H1V166H0ZM148 168H149V170H148ZM160 168H163L165 170V172L169 173L168 176H167L166 173L164 174L163 172H162L163 174L162 173L160 174V171H159ZM261 169L263 170L264 168L262 167ZM193 170H194V168H193ZM195 170H194V172H196ZM33 171L37 172V177L38 178L35 177L36 175L35 176H31V172H33ZM111 171H113V170H110L109 172H111ZM197 172H199L198 169H197ZM197 172H196V174H197ZM153 174L156 176L155 179L151 177ZM209 175H210V173H209ZM129 176L133 177L135 182L134 181H128V177ZM231 176L234 177V175H232V174L230 175V177ZM180 177H182V176H180ZM260 178H261V180L259 181V185L260 186L257 185V187H261V191H260L261 193L260 194L261 195L263 194V197L256 196V195H258L257 193L254 194V197L256 196L257 199L254 198V197H250L249 196L250 193H253V192H250L249 195H248L249 196L248 198H250V199L254 198L255 200H260V198H264V170L262 171V174H261ZM172 179H176L177 183L183 186V189L179 190L178 192L176 190L175 191L176 196L174 194H173L174 196L170 194L171 197L168 195V198H166L165 196H161L162 193L158 190V188L151 184L152 182L162 183L163 180H165V181L168 180V182L169 181L171 182ZM183 181H185V182H183ZM202 181H204V179ZM253 181L251 182L252 184L257 183V182L253 183ZM16 182L18 183L20 190H14L13 189L14 183H16ZM221 182H222V180H221ZM231 182H232V179H231ZM94 185L95 186L97 185L96 186L97 188H98V186H100L99 187L100 189L91 190V188ZM127 186H132V188L126 192L125 189H126ZM172 186H174V185H172ZM119 187L123 188L124 192H117L119 190L118 189ZM252 189H254V188H252ZM255 189L257 190V188H255ZM106 190H112L114 192V194L117 195V197L114 198L113 195H112L110 197L108 196L109 198H107L105 200H102V194ZM256 190H254V191L257 192ZM258 190H260V189L258 188ZM179 193H182V194H179ZM216 193H217V191H216ZM258 193H259V191H258ZM218 194H219V192H218ZM218 194H217V196H218ZM103 197H104V195H103ZM152 200H153V198H152ZM242 200H244V199H242ZM251 200H250V203L253 201V200L252 201ZM84 201H87V200H84ZM89 201L90 200H88L87 202H89ZM190 202H191V204H190ZM199 202H200V200H199ZM244 202L247 203L248 201L245 200ZM253 202L256 203L255 201H253ZM258 204H260V203H258ZM60 206H62V204ZM238 206H240V205H238ZM241 206H243V205H241ZM244 206H243V208H245ZM255 206H256V204H255ZM262 206H264V205H262ZM31 207H32V205L26 204L25 206L24 205L20 206V208H18V209H22V210L27 212V211L31 210ZM214 207H216L215 210L221 209V211L220 210H218L219 212L215 211ZM189 208H190V206H189ZM249 208H250V205H249ZM249 208H247V206H246V210H244V211H246V213H247V209H249ZM252 208H251V210H252ZM237 209H239V208H237ZM254 209H253V211H254ZM230 210H228V211H230ZM214 212H216V213H214ZM138 213H140L141 215L138 216ZM146 213H148V212H146ZM146 213H144V214H146ZM249 213H251V211H249ZM91 214L95 215V211L94 210L91 211ZM214 214H215V216H214ZM230 214L232 215V213H230ZM244 214L245 213L243 212V215ZM23 215H24V212H22L19 216H15V219L17 217H21ZM239 215H240V212H239ZM250 217H251V219H253L252 218L253 215L250 216ZM47 218H49L48 221H47ZM126 218L129 219V221L126 220ZM36 220L38 221V219H36ZM173 221H174L173 219H168V224H170V223L172 224ZM198 221L201 222L199 224L200 225L202 224L204 229L206 228L207 234H205V233L204 234H205V236H208L207 238H205L204 235L202 236L204 239L199 237L200 236L199 232H198L199 230L197 229ZM193 222H197V223L195 225H193L194 226V231L190 232L189 231L190 227H191L190 225ZM136 223H139V226L137 225L138 227H136ZM140 224H143V225H140ZM180 225H182V224H180ZM200 225H199V227H200ZM253 225H254V223L252 222V226ZM114 226H115V222L110 224V227L108 226L110 229H108V227H107V229L110 232H112V234L114 232H117V231L120 232V228H121L120 226L121 225L120 226L118 225L120 228H118L116 226L114 227ZM143 227L146 228V226H143ZM116 228H118V229H116ZM101 229L103 230L102 232H104V235L101 236L102 235L101 234L99 236L100 237L99 240L100 241L101 240L106 241L107 243L109 241V243H110L111 242L110 241V234H107L106 229H104L103 227H101ZM240 231H244L246 235H243V236L239 235ZM170 233L174 234V231H171ZM176 234H177V232H176ZM218 234H224V235L231 234L233 236V237H231L232 241L228 240V241L231 242V244H230L231 248H229V246H228V248H229L228 250H225V251L223 250V248L226 247V246L223 245V242H221L222 240H220V242L216 240V236ZM126 236H132V238L130 240H128ZM173 236H175L174 238H176L177 235H173ZM210 236L213 237V240L207 241V239ZM4 237L2 236L1 231H0V239H1L0 246H2L1 243H2V241H4L3 240ZM20 237H22L23 239L20 238ZM96 238H97V236H96ZM157 240L158 241H154L153 242L154 243L153 245H156V242H158L157 244H159V240H161V238L157 239ZM72 241L75 242L74 240H72ZM181 241H182V235H181V239L179 238V242H178V240L176 241L178 243L177 247H181L184 250L185 254H187V257H188L187 259L183 258L182 261H184V262H186L188 264H204L202 262H205V261H201L203 259L202 257H200V260H199L195 256V254H196L195 252L190 251L189 249L188 250L190 252L187 251V248H188L189 245L186 244V240H185V242H181ZM117 243L118 242L115 241V244H117ZM191 243H193V242H191ZM191 243H189V244H191ZM172 245H174V244H172ZM78 246L80 247V245H78ZM113 247H115V246H113ZM144 248H143V250H144ZM113 249L114 248H112V250ZM148 249H149V247L147 248V250ZM225 249H227V248H225ZM8 250L9 249H7L6 251L10 252ZM216 250L217 249H214V251H216ZM12 251H14V247L12 248ZM147 253L145 251H143L142 254H143V256L146 254L145 257L147 258ZM219 253H220V251H219ZM16 254H17V252H15V255ZM159 255H157V258H158ZM223 256H224V254H223ZM148 257L152 259L153 255H150ZM185 257H186V255H185ZM146 258H144V257L140 258L139 257V259H137V258L134 257L133 259H130V261L128 260L129 263L128 262L127 263L128 264H156V263H150L148 258L147 259ZM160 258H162V256L159 257V259ZM171 258H172V254H171ZM209 258H206V259L209 261ZM212 258L213 257H211L210 260ZM166 261H168V260H166ZM157 262H158L157 264H166L165 261L164 262L163 261L162 262L161 261H157ZM212 264H213V262H212Z\"/></svg>",
  "mask_w": 264,
  "mask_h": 264
}]
</instances>
